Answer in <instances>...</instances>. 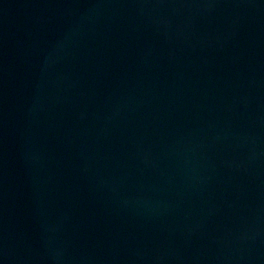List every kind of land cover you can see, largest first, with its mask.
Listing matches in <instances>:
<instances>
[{"label":"water","instance_id":"1","mask_svg":"<svg viewBox=\"0 0 264 264\" xmlns=\"http://www.w3.org/2000/svg\"><path fill=\"white\" fill-rule=\"evenodd\" d=\"M0 264H264V0H0Z\"/></svg>","mask_w":264,"mask_h":264}]
</instances>
